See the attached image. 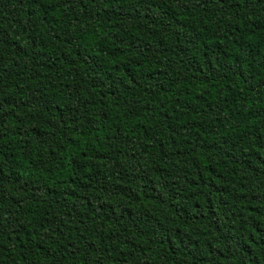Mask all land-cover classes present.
Instances as JSON below:
<instances>
[{
	"label": "trees",
	"instance_id": "16d2710c",
	"mask_svg": "<svg viewBox=\"0 0 264 264\" xmlns=\"http://www.w3.org/2000/svg\"><path fill=\"white\" fill-rule=\"evenodd\" d=\"M0 264H264V0H0Z\"/></svg>",
	"mask_w": 264,
	"mask_h": 264
}]
</instances>
